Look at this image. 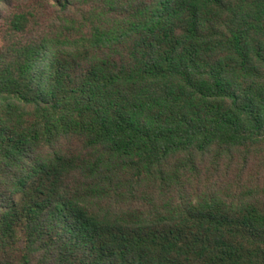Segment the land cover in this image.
Listing matches in <instances>:
<instances>
[{"label":"trees","instance_id":"trees-1","mask_svg":"<svg viewBox=\"0 0 264 264\" xmlns=\"http://www.w3.org/2000/svg\"><path fill=\"white\" fill-rule=\"evenodd\" d=\"M18 1L0 264H264V207L192 182L264 149V0Z\"/></svg>","mask_w":264,"mask_h":264},{"label":"rangeland","instance_id":"rangeland-1","mask_svg":"<svg viewBox=\"0 0 264 264\" xmlns=\"http://www.w3.org/2000/svg\"><path fill=\"white\" fill-rule=\"evenodd\" d=\"M0 46L2 45L3 32L6 29L8 12L10 10L7 0H0ZM18 4L24 3L22 0ZM15 7L16 0L13 3ZM38 17L37 29L41 32L52 26L49 20L51 17L45 10ZM35 30V29H34ZM201 174L193 178V187L197 185L203 188L205 185L212 189L229 192V188L234 191V195L259 202L264 207V149L256 152H232L221 159L219 163H214L213 155L207 156L201 166ZM199 181V184L197 182ZM191 188V185L190 187ZM245 195V197L243 196Z\"/></svg>","mask_w":264,"mask_h":264}]
</instances>
